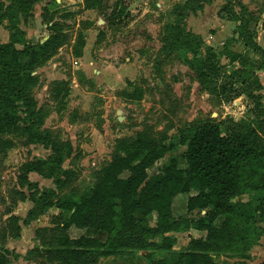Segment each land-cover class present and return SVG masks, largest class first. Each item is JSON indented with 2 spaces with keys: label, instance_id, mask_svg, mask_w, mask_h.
Listing matches in <instances>:
<instances>
[{
  "label": "rangeland",
  "instance_id": "rangeland-1",
  "mask_svg": "<svg viewBox=\"0 0 264 264\" xmlns=\"http://www.w3.org/2000/svg\"><path fill=\"white\" fill-rule=\"evenodd\" d=\"M37 1L43 0H33L30 6L20 8L26 26L35 20L30 11ZM123 1L85 0L77 5L75 0L65 8L56 3L45 8L38 22L45 27L37 28V23H31L34 29L28 31L34 32L30 38L24 30L17 37L16 48L23 63H29L27 45L38 48L49 40L55 29L52 26L56 25L64 36L61 46L23 73L17 91L24 90L32 105L23 102L22 94L18 99V94H14L13 117L0 129V264H152L147 253L157 260H170L173 253L186 252L190 238L201 234L183 229L168 233L177 240L171 252L128 251L107 257L94 254L88 260L73 263L63 255L67 247L59 244L65 235L62 227L68 214L46 205L88 193L96 177L121 155L123 143L136 139L176 146L151 170L152 174H158L171 157L185 168L182 155L186 148L178 144L179 139L190 138L197 127L206 123L225 129L233 125L234 118L239 120L238 131L255 146H264V96L256 74L264 70V51L246 46L250 41L247 32L244 36L237 34V27L246 22H228L230 13L222 11L227 1L220 6L221 2L214 5L213 0H148L150 11L145 14L135 1L138 11L132 9L127 16L118 9ZM96 2L100 9L94 22H90L92 17L84 12ZM228 2L238 15L236 2L245 5L249 31H256L259 40L264 32V0ZM59 13L60 22L49 26ZM98 18L103 21L100 26L95 25ZM147 20L162 25L159 30L164 38L150 40L147 32L136 30ZM133 34V39L141 38L143 43L134 44L125 53L124 48L118 47L123 52L115 61L108 57L110 54L99 57L102 50L112 52V45L129 42ZM234 35L242 41L243 58L241 63L232 64L220 52L223 46L218 43H232ZM95 37L98 43L84 49L88 40L92 42ZM204 38L218 44L213 51L219 66L218 74L205 80L201 76L211 48ZM87 52L91 58L82 59L80 56ZM126 57L131 60L129 63ZM114 67L119 72L110 75ZM225 86L228 91L220 96ZM32 112L36 113L35 118ZM191 195L187 184L174 200L173 212L178 222L188 216L186 204ZM240 199L246 201L249 196ZM199 215L193 213L194 217ZM156 219V214H152L149 224L154 226ZM259 225L264 227L263 222ZM67 233L73 238L86 235L106 240V234L94 230L72 228ZM212 260L213 264H264V234L249 252L239 255L223 250L212 254Z\"/></svg>",
  "mask_w": 264,
  "mask_h": 264
},
{
  "label": "trees",
  "instance_id": "trees-1",
  "mask_svg": "<svg viewBox=\"0 0 264 264\" xmlns=\"http://www.w3.org/2000/svg\"><path fill=\"white\" fill-rule=\"evenodd\" d=\"M32 1L15 0L7 12L12 37L9 43L0 44V129L7 126L13 117L14 94H18L17 99L22 98V94L23 102L27 106L32 105L25 98L24 90L17 91L23 73L29 72L44 60V56L51 55L63 44V31L57 25L52 26L55 29L49 40L39 44L38 48L25 47L31 60L23 63L22 54L16 48L17 37L24 33L16 26L17 14L18 8L29 6ZM225 1L227 5L222 11L230 13V21L246 22L237 27V34L244 36L247 32L250 41L246 46L262 53L256 31H249L245 5L236 2L240 8L238 15L234 6L230 7L229 0ZM130 6L131 2L124 0L120 14L129 15L127 9ZM230 42H226L220 52L232 64L241 63L242 41L235 38ZM213 50H208L206 69L201 76L204 80L218 74L219 66ZM226 86L220 96L228 91ZM31 114L34 118L37 116L35 112ZM232 122L230 129L206 123L197 127L190 138H180L178 144L186 148L182 155L185 168H181L179 160L171 157L169 164L163 166L158 174H152L151 170L166 155L174 152L176 146L173 143L167 145L163 141L145 139L123 143L121 155L116 156L96 177L88 193L78 199L47 203L48 208L68 214L62 227L65 235L59 241L60 245L67 247L63 253L65 258L79 263L94 254L107 257L128 251L171 252L177 240L168 233L180 229L195 230L201 236L190 238L188 250L173 253L170 260H157L147 253L152 264H213L214 253L225 250L243 255L257 246L264 234V227L259 225V222L264 223V146H255L237 130L240 124ZM52 162L55 164L56 160L52 159ZM187 184L192 192L186 204L188 216L178 222L173 204ZM245 195L249 199L241 200ZM194 212L200 215L194 217ZM152 214L157 216L154 226L148 222ZM72 228L104 233L106 240L86 235L73 238L67 233Z\"/></svg>",
  "mask_w": 264,
  "mask_h": 264
},
{
  "label": "crops",
  "instance_id": "crops-1",
  "mask_svg": "<svg viewBox=\"0 0 264 264\" xmlns=\"http://www.w3.org/2000/svg\"><path fill=\"white\" fill-rule=\"evenodd\" d=\"M104 1V0H103ZM126 1V0H125ZM128 1V0H127ZM135 1H137V4L138 5H140V6H142L141 8H142V14H145L146 12H149L150 10H149V8L147 7L148 5H149V1L148 0H141V3L139 4V1L140 0H129V2H131V6L127 9V12H129V13H132L133 12V10L135 9V8H132L134 5V2ZM73 2H75V0H43V1H37L34 5V7L31 9V13H33L34 14V19L35 20H32L31 18H29V20H30V23L26 26V24H25V19H24V15H23V13H22V11H21V9L20 8H18V20H17V27L22 31V30H24V31H26L27 32V38H30V36H31V33L32 32H34V31H32V32H30V31H28V29H34V25H32L31 26V23H37L36 25H35V27H37V28H39V27H45L46 26V24L45 25H39L38 24V22L39 21H41L42 20V18L41 17H43L42 15L44 14V10H45V8H50V7H54V6H56V3H58V4H63L62 6H60V8H65V7H68V6H71V4L73 3ZM76 4L78 5V4H84V2H85V0H76ZM219 2H221L220 3V6H223L224 5V3H225V0H213V3H214V5H217ZM15 3V0H0V14H2V16H3V19L0 21V44H7V43H9L10 41H11V37H12V31H10V28H7V26H10L11 25V23L9 22V17L6 15L7 14V12H9V9H10V7H12L13 6V4ZM103 4V3H102ZM222 4V5H221ZM30 5H31V3H30ZM29 5V6H30ZM158 7H160V3H157L156 4ZM139 6V7H140ZM74 8H76V7H74ZM83 9H84V7H82ZM100 9V5L99 4H97V2H96V4H94V6H92V7H89L85 12H84V14H87V13H89L90 14V17H92V19H89V21L91 22H94L93 20V18L95 17V15H96V12L98 11ZM119 10H121V5H119V8H118ZM133 9V10H132ZM73 10H75V9H73ZM136 10V9H135ZM136 11H138V9L136 10ZM61 13H62V11H61ZM59 15H60V13L57 15V17L56 18H54L53 19V21H50L49 23H48V25L49 26H51V25H53V24H58V21L60 22V19H58L59 18ZM124 15V14H123ZM87 16L88 15H86V18H87ZM88 19V18H87ZM32 21H34V22H32ZM229 23L231 22L230 20L228 21ZM101 23H103V21L101 20V18H98L97 19V22H95V25H98V26H100V24ZM41 24V23H40ZM142 24V25H141ZM140 25H137L136 26V30L137 29H140L141 31H144V32H147V38H151L150 40H152V39H157V38H164L163 37V34H162V31L161 30H159V27L161 28L162 27V25H160L158 22H152V23H150L148 20L147 21H145V22H143V23H141ZM163 24V23H162ZM94 25V26H95ZM142 28H144V30L142 29ZM37 32V31H36ZM91 32V31H90ZM96 35V34H95ZM204 37V36H203ZM234 37L236 38L237 36L236 35H234ZM134 38V34L132 35V36H130L129 37V42H126V43H124V45H122V46H120L119 44H114V45H112L111 47H110V49L112 50V52H106V51H104V50H102L101 52H99L98 53V55H99V57H105L107 54H110L108 57H110V58H112V60L113 61H115L116 60V58L118 57V55L119 54H121L122 52H123V50H125L124 51V53L125 52H130V50H132V48H133V45L134 44H138V43H143V41H140L141 40V38H135V39H133ZM143 39V38H142ZM205 39V38H204ZM206 40V39H205ZM259 40H260V38H259ZM259 40H258V43H259ZM135 41V42H134ZM159 41V40H158ZM214 41H215V39H214ZM227 42V41H226ZM226 42H224V43H218V44H221L220 46H223ZM96 43H98V41L96 40V37H95V39L91 42H89V40H88V42H87V44H85V46H84V49H86V50H88L89 49V47H90V45L92 44V46H94ZM218 44L217 45H213V39H211V40H206V45H208V46H210V48H213V49H215L214 48V46H218ZM86 47V48H85ZM118 47H121L120 49H122V48H124L122 51H119V48ZM218 48V47H217ZM85 52V51H84ZM83 56V58L82 59H88V58H91V56H90V54H88V52L87 53H85V54H83V55H81L80 57H82ZM79 59H81V58H79ZM126 59H128V63H129V61H131V60H129V58H127L126 57ZM126 66H131V63L130 64H128V65H125V67ZM110 72V75H113V73L112 72H114V73H118L119 72V70H117V68L116 67H114V69H113V71H109ZM256 74H257V76H258V79H259V81H260V84L262 85V94H263V96H264V70H260V71H256ZM235 100H238V99H235ZM233 103H235V101L233 102ZM227 117H229V118H233V117H230L229 115H227ZM233 120H235L236 122H238L239 120H236V119H234L233 118ZM244 201V200H243ZM247 201V200H246ZM59 210V209H58ZM196 232V231H195ZM198 234H201L200 232H197Z\"/></svg>",
  "mask_w": 264,
  "mask_h": 264
},
{
  "label": "water",
  "instance_id": "water-1",
  "mask_svg": "<svg viewBox=\"0 0 264 264\" xmlns=\"http://www.w3.org/2000/svg\"><path fill=\"white\" fill-rule=\"evenodd\" d=\"M141 3V0L139 1V4ZM137 6L134 5L132 8H136ZM259 47L264 51V32L262 33V35L260 36V40H259Z\"/></svg>",
  "mask_w": 264,
  "mask_h": 264
}]
</instances>
